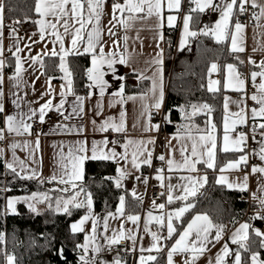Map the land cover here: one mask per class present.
<instances>
[{"label":"crops","instance_id":"0c3cea01","mask_svg":"<svg viewBox=\"0 0 264 264\" xmlns=\"http://www.w3.org/2000/svg\"><path fill=\"white\" fill-rule=\"evenodd\" d=\"M215 1L214 10H209L210 8L206 10L208 16L212 13H216L217 16L210 30L214 38L216 25L221 19V9H223L226 3H230L231 0ZM81 2L84 3V17L86 19L88 16V5L86 0H81ZM183 2L184 0H181L178 10H169L167 8V0H164L161 22L155 14L147 16L146 10L144 13L135 14V20H129V14L126 11L123 14L117 11L115 15L118 19H113L114 4H109L107 0H103L99 23L101 35L96 44L94 53H87L85 49L87 48L88 34L92 32V29L96 26L95 18H93V23L87 25L83 30V39L78 41L77 51L75 52L72 50L71 40L74 36L75 29L80 27L79 24L76 23L75 18L72 17L69 20L68 17H65V20H68L70 24L68 33L64 32V20L55 21L52 17L47 18L49 22L57 23V30L63 36L64 48L72 53L64 58L67 73L71 74L69 57L89 55L91 58L89 68H91L93 55L99 56L100 48H103L105 56L115 53L117 61L121 56L126 59V63L117 62L114 63L111 68L108 67L107 63L102 66L101 71L104 74L103 79L106 82L103 94H101L99 86L93 85L89 87L93 82L89 80L88 74L86 93L75 94L72 74L70 76L72 91L68 92V76L66 75V71L60 67L61 56L63 55L60 42L51 35V30H47L44 34V38L41 39L39 24H37L36 21L42 18L38 14L34 27L25 29L22 26H14L13 24L6 25L5 15L3 13V34L0 36V46H2L3 54L0 55V60L3 61L4 67L2 73L3 84L0 85V91L3 92L2 103L4 111L2 113L4 115V125L0 128V130H3V139H0V157L3 158L7 169L12 170L8 167V164H12L15 168L14 172L21 177L35 178L47 184L56 183L54 189L61 194L55 201L54 206V210L58 213L65 212L64 202L69 200L73 202L68 205V210L71 207H75L74 205L76 203L85 207L87 213L83 217L72 222L70 226L72 230V225L79 224L85 216H89V219L82 225L83 231H77L83 232L85 236L82 245V253L79 256L77 264H83L81 256L85 257L89 264H116V261H119L120 264H127L120 259L118 254H114L110 251L111 247L119 245V243L124 240L130 242L131 251L136 254L135 264H140L141 256L157 257L161 254L165 255L166 264H169V253L180 236L174 241H170L176 232L177 224L183 217L177 219L175 217V212L188 205L184 204L179 208H171L169 204L177 201H185L179 199V197L184 196V188L188 186V181L183 179V177L191 176L199 179L206 176L208 179L209 176L216 174L218 181L221 176L225 177L231 173L227 165L222 169H226L228 172L221 170L214 171L218 147L220 146L223 151V141H221V135H218L216 129L215 136L217 148L215 151L213 168H208L205 163L201 162L196 165V172H189L187 169L183 168H173L170 170L167 164L168 160L174 159L178 164H182V146L187 147L188 151L185 154L190 155L193 141L189 137L198 138L201 135H206L212 131L211 126L207 132L167 133L163 130L164 122L161 124L160 121L150 118L151 114L159 115L161 109H163L164 116L168 88V77L165 68L167 59L166 33L176 28L179 15H185L182 7ZM116 3L124 4L125 0H118ZM252 3L253 0H248V3L244 4V9L249 6L257 11L255 22L253 24H247L242 21H233L235 6L229 21L228 38L221 41H228L230 50L232 51L231 37L235 35V25L239 23L243 26L241 37L244 51L232 52L235 55L244 56V64L249 71V75L245 76L241 74L238 67L234 64H227L224 69V74L222 75L220 64H216L217 70L213 71L214 74H212V77H214L216 81H219V78L223 76L224 89L227 93L233 95L232 100L234 106H239L238 100H241L240 102L244 103L246 106L248 121H257L258 123H255H257V127L261 130L259 126L261 124L259 122L260 116L253 117L252 115V110L256 109L259 111L261 105L252 100L251 97L253 95L257 97L264 95V93L260 91V85L264 84V75H261V73H264V66H262L264 65V14H262L264 0H255V4L257 5L255 7L252 6ZM170 15L176 17L171 26L168 23V17ZM120 20L127 21L129 27L125 28V25L120 23ZM203 32H205V30ZM198 35L197 33V36ZM125 37H127L126 42ZM215 40L217 41L216 38ZM239 42L238 39V43ZM178 45V47L182 48L179 40ZM188 45L186 44L184 47ZM53 49L58 53L56 56L51 55ZM17 55L20 56L23 66V71L20 73L19 77L16 76ZM36 57L40 58V62H36ZM46 57L58 58V67L60 71L58 77L45 74L43 62ZM157 59H162L163 63L157 64L155 62ZM229 65L234 69V72L231 73V80L234 85L232 88L227 87L230 76L228 71ZM130 73L136 77L129 78L128 74ZM253 73L256 74L255 78H253ZM238 80L243 81L242 90H238L235 87ZM140 81H147L149 83V90L147 92L126 93V82H130L133 86H136ZM154 83L155 88L153 87ZM121 88L123 89V94L119 96L117 93L120 92ZM249 88L252 89V93L248 98L247 92ZM161 91L163 92V101L161 107L157 109L155 104L159 100ZM61 93H64V95L62 96ZM240 93L244 94V97H242ZM235 94L240 95V97L236 98L234 96ZM77 97L84 98L82 105L77 100ZM130 97L132 99H130ZM228 98L229 97H225L224 115L225 103H227ZM48 100L52 101L53 107L46 111L44 120L41 122L39 118V108ZM61 100L64 101L63 108L57 111L56 109L60 105ZM33 111H35L36 115L29 118ZM10 115L16 118V125L20 129V134H17L15 131H7V117ZM106 121L117 126L123 123L124 130L118 132L113 127H109L106 131H102L101 127ZM261 121L264 120L261 118ZM23 124L30 126L27 132L24 131ZM35 124L38 125L36 129L33 128ZM156 125H159V130H157ZM247 127L248 126L243 125L239 126L237 122L234 126V130L230 131V133L232 135H237V131L240 128L246 131ZM258 128H256V130H258ZM252 130L255 129L252 128ZM181 136L184 138H173ZM247 136V140L251 141V134H247ZM230 138L232 139V137ZM150 140L154 141V143H148ZM104 141H107V144H104ZM129 141H132V143H129ZM140 142L143 143L141 144ZM81 145H83L85 149L82 153L77 151ZM94 147H96L97 150H103L104 152L115 151L118 154L115 159H108V161H113L116 164V173L113 177L114 184L117 186L116 180L120 179V186L117 187L127 190L132 197L141 203L142 210L139 213H127L124 204L123 214H121L119 211V202L114 212L101 215L95 211L94 205H92L91 210H89L87 206L89 195L77 188L78 183H80L83 178L70 183L61 182V180L69 179L71 175V158L69 157V152L71 151L73 156L85 155L91 157ZM149 152L152 154L150 165L143 163ZM133 153L137 156V163L140 165L138 168L132 163ZM160 156L165 157L164 167L149 172V167L154 160L159 159ZM203 159H207V157L205 156ZM88 160L92 159L89 158L84 161L83 177L85 163ZM259 162L260 159L257 158L256 163ZM62 163L67 164V171L62 167ZM242 166L248 169L244 163H242ZM121 171L125 173L123 177L120 176ZM237 174L242 176L244 172L240 170ZM158 176H163V180L157 179ZM53 177H55V179H53ZM73 183L76 185L75 187H73ZM206 183L202 182L203 186L197 185L196 195L202 192ZM220 184H224L228 188H230L228 185L231 184L233 185L231 189L248 192V190H241V188L236 187L242 184L234 179L230 180L229 177L226 178L225 183ZM150 185L160 186L162 195L159 199L154 200L148 198V188ZM169 195L173 197L172 202L168 201ZM33 197L35 198L33 199ZM192 197L194 196H189L187 200ZM249 197L250 199L252 197L253 200H251L254 203L260 205L261 201H264V187H262L260 194L255 193L252 187ZM48 198L49 192L47 191L10 196L7 199L6 207L10 214H15L17 212V205L19 203H24L31 209L34 207L35 212L43 213L48 208ZM9 200L18 201L15 204V211H12V209L8 207ZM159 205H164V207L160 208ZM261 206L264 207V204L261 203ZM169 215H172L171 222L175 228V231L170 237L168 233ZM196 215L204 214H195L192 216L189 223ZM131 216L139 217V219L133 222L129 219ZM105 225H107V227H105ZM93 227H95L96 236L94 241H90L89 237L93 234ZM240 228L241 226L233 230H226L223 227L222 238L218 242L214 239L217 229L213 228L209 236L212 242L206 245V251L197 258L195 264H215L218 255L209 258L211 251L213 252L219 246L227 244V240H230L232 234L237 232ZM186 229L187 226L182 233ZM120 232L125 234V238L117 244H109V239H111L114 234H119ZM153 234L159 237V243L157 245L160 248L159 252L155 249L151 252L148 251V249L153 248V245L156 244V241L153 240ZM129 237H134L135 239L133 240ZM194 240L195 233H193L190 242ZM85 245H87V252L84 250ZM97 248L100 249L98 252L96 251ZM228 248L230 252L225 258V264H235V258L231 255L233 250L232 245H228ZM9 257L13 256H7L6 264H9ZM190 260L191 253L189 252L177 251L172 253V264H186V261ZM258 261L260 262L261 259ZM13 262L15 263V261ZM150 262L152 261H149L148 264ZM251 264H253L252 259Z\"/></svg>","mask_w":264,"mask_h":264},{"label":"trees","instance_id":"16d2710c","mask_svg":"<svg viewBox=\"0 0 264 264\" xmlns=\"http://www.w3.org/2000/svg\"><path fill=\"white\" fill-rule=\"evenodd\" d=\"M118 0H107L114 4ZM188 1V0H187ZM237 0L233 21L237 22L240 15ZM36 0H4V15L6 25L17 21L25 29L35 25L37 13ZM188 2H186V7ZM190 29L198 32L201 28L208 32L190 38L187 47H177L175 57L166 59V75L168 77L167 98L164 108L163 130L167 133L177 132H207L209 121L215 125L218 135L222 133L224 120V102L227 91L223 86V76L219 78L216 91L209 90V75L213 64H220L221 74L227 64H234L241 74L245 72L244 56L235 55L229 47L228 41L219 42L210 33L215 22L216 13L206 19L203 12L190 10ZM244 20V17H243ZM243 22V21H242ZM176 33L167 31L166 43L176 41ZM91 64L89 55L69 57L75 94L87 91V70ZM45 74L59 76L58 58L46 57L43 62ZM129 78L136 77L128 74ZM126 93H145L149 90L147 81H140L136 86L126 82ZM193 105L196 106L195 110ZM208 105L211 111L204 109ZM194 113V114H193ZM187 124L196 128L186 129ZM4 125V115L0 112V128ZM264 131V128H261ZM243 151L217 150L214 171L221 170L230 159ZM116 164L108 160H88L85 163L83 180L78 183V189L90 195L94 209L99 214L114 212L124 198L127 213H139L141 203L132 197L125 189L114 184ZM49 192L47 210L43 213L32 211L24 203L17 205V212L10 214L7 210V199L20 194ZM59 194L47 183L35 179L19 176L7 169L0 157V264H6L7 256H13L15 264H77L82 253L84 242L83 232H73L71 223L83 217L87 211L85 207H71L67 212L58 213L54 210L55 201ZM249 193L231 189L217 182L216 174L208 177L207 183L199 194L185 200L169 204L171 208H179L184 204L194 205L177 224V229L171 241L177 239L190 219L195 214H204L218 226L226 230L235 229L244 219L248 208ZM251 226L245 241L246 247H239L243 264H249L253 254L264 258V236L257 235ZM149 264H166L165 255L161 254Z\"/></svg>","mask_w":264,"mask_h":264},{"label":"snow or ice","instance_id":"6c2138e0","mask_svg":"<svg viewBox=\"0 0 264 264\" xmlns=\"http://www.w3.org/2000/svg\"><path fill=\"white\" fill-rule=\"evenodd\" d=\"M87 5H88V16L85 19L84 17V3L81 2V0H37L36 6H35V12L42 18L38 21H36L37 24H39V30H40V37L41 39L44 38V34L47 30H51V35H53L57 41L60 42V47H61V52L63 55L61 56V65L60 67L66 71L65 64H64V58L72 53H70L68 50L64 48L63 44V36L59 33L57 30V23L55 22H49L47 20L48 17H52L53 20L55 21H60L64 20L65 22L63 23V28L64 32L68 33L70 30V24L68 20H65V17H68L69 20L74 17L76 20V23L79 24V28L75 29L74 36L71 40V45H72V50L73 52L77 51V45L78 41L83 39L82 32L86 28L87 25L93 23V18H95V27L92 29V32L88 34V40H87V48L85 49V52L87 53H94L96 49V44L99 41L101 31L99 28V23H100V16H101V5L103 4V0H86ZM192 2L196 5V8L193 9V11H200L203 12L207 8L213 7V0H192ZM180 3L181 0H167V8L169 10L176 9L178 10L180 8ZM248 0H242V3L240 4V11L243 12L244 9V4H247ZM237 4V0H231L230 3H226L221 9V19L220 22L216 25L214 35L217 41H223L228 38V29H229V21L232 16L234 7ZM70 6V7H69ZM252 6L255 7L257 6L255 4V0H253ZM164 8V0H125L124 4L116 3L113 5V19H118L116 17L115 13L119 11L121 14H123L125 11L129 14L128 19L129 20H135L136 15L139 13H144L145 10L147 12V16H152L155 14L158 19L161 20L162 22V11ZM4 13V7H3V0H0V36H2L3 32V16ZM262 14H264V9H262ZM176 17L175 16H169L168 17V23L171 26L172 23L175 21ZM192 17L189 15L185 17L184 19V40L181 42V46L187 42L188 37H195L197 35L196 32H192L189 30V22L191 21ZM120 23L125 25V28L129 27V24L125 20H120ZM243 32V26L239 23L235 25V35H232L231 37V47L232 51L234 52H242L244 51V48L242 47V37L241 33ZM205 35L208 34L207 31L204 33ZM162 38V37H161ZM239 39V43H238ZM127 41V37H125V42ZM3 54V49L2 46H0V55ZM58 53L53 49L51 52L52 56H56ZM162 56V52H161ZM36 62H40V58L36 57L35 58ZM16 76L19 77L20 73L23 71V66L21 63V58L19 55L16 56ZM126 63V59L121 56L119 60L117 61L116 59V54L111 53L108 56H105L103 48H100V54L99 56L93 55L92 58V67L87 70L88 78L93 82L92 85H89V87H92L93 85L99 86L101 89V94H103L104 91V86L106 82L103 79V72L101 71L102 66L107 63L108 67L111 68L114 63ZM157 64H162L163 61L162 59H157L155 61ZM42 64V62H41ZM264 66V65H262ZM3 67L4 63L2 60H0V85L3 84ZM212 71L217 70V65L213 64L211 66ZM228 71H229V81L227 87L232 88L234 87L232 80H231V73L234 72V69L231 65L228 66ZM66 75L68 76L67 80V87H68V92L72 91V81L70 79L71 74L67 73ZM261 75H264V73H261ZM256 74L253 73V78H255ZM217 85H219V81H210L209 82V90L210 91H216L217 90ZM155 88V83L153 85ZM238 90L243 89V81L238 80L237 84L235 86ZM260 91L261 93H264V84L260 85ZM123 94V89L121 88L120 92L117 93V95L122 96ZM63 96L64 93H61ZM2 98H3V92L0 91V112L4 111V106L2 103ZM130 99H132L130 97ZM252 100L256 101L258 104L261 105L259 111L256 109L252 110V115L253 117L260 116L264 117V95H261L257 97L256 95H253L251 97ZM77 100L80 102V104H83V97H77ZM163 101V92L161 91L160 97L158 102L155 104V107L159 109L161 107ZM64 101L61 100L60 105L57 107V111H59L61 108H63ZM53 107L52 101L48 100L45 104H43L39 108V118L41 122L44 120V116L46 114V111L50 110ZM193 108L195 110L196 106L193 105ZM204 109H207L209 112L211 109L209 108L208 105L203 106ZM225 108L227 109V103H225ZM75 110V109H74ZM82 111V107H81ZM194 114V113H193ZM36 113L33 111L30 115L29 118L32 116H35ZM238 121L234 120L232 122V125L230 127L228 118H225V123H224V130L225 134L223 136V151L228 152V151H243L241 145L245 141V136L243 134L240 135L239 139L232 140L229 136V132L234 128L235 124L237 122L243 123L244 118H243V112L238 113ZM261 128H264V124L259 125ZM109 127H113L116 131H123L124 130V125L121 123L119 126L110 123L109 121H106L104 125L101 127L102 131H106ZM30 128L29 125L23 124V129L24 131H28ZM157 130H159V125H156ZM212 131L207 133L206 135H201L198 138L195 137H189L192 139V145H191V152L190 155H186L185 153L188 151L186 146L181 147V154L183 156V162L182 164H178L174 159L168 160L167 164L169 166V169L173 168H183L187 169L189 172H196L197 167L196 165L198 163H205L208 168H213L214 167V160H215V151L217 148V140L215 136V125H211ZM7 131L13 132L15 131L17 134H20V129L16 125V118L14 116H8L7 117ZM174 139L179 138L183 139L184 137H173ZM0 139H3V130H0ZM104 144H107V141L103 142ZM129 143H132V141H129ZM141 144L143 142H140ZM148 143H154V141H148ZM38 144V142H37ZM15 147V145H14ZM126 147V146H125ZM79 152H84L85 149L83 145L77 150ZM117 153L115 151L111 152H104L103 150H97L96 147L93 148L91 157L85 156V155H77L73 156V153L70 151L69 152V157L71 158V175L69 179L67 180H61L62 183H70L76 180H81L83 178V164L86 159H92V160H108V159H115L117 157ZM151 152L147 154L146 159L143 161V163L146 164H151ZM207 157V159H203L204 157ZM260 158L264 160V148L261 149V156ZM160 160H164V156L159 157ZM63 160V157H62ZM247 157L246 156H241L238 161L229 163L227 165L228 168H237L240 163H246ZM132 163L135 167H139L140 165L137 163V156L135 153H133V158H132ZM8 167L12 169V171H15V168L13 167L12 164H8ZM62 167L65 168L67 171V164L62 163ZM163 171V170H161ZM221 171H224V169H221ZM262 172L264 173V168H253V172ZM125 173L121 171L120 176L123 177ZM55 179V177H53ZM157 179L163 180V176H158ZM183 179L188 181V186L184 188V196L179 197V199L182 200H187L189 196H195L197 192V185L199 184L200 186H203V183H206L207 177L204 176L202 178H194L191 176L188 177H183ZM247 178L245 177V184L244 185H237L236 187L241 188L243 190L244 188L247 187L246 184ZM218 183H225L226 178L224 176H221L220 179L217 181ZM117 186H120V179L116 180ZM76 185L73 183V187ZM163 186V185H161ZM230 188L233 187V185L229 184L228 185ZM66 191V189H65ZM35 197H33L34 199ZM75 199V198H73ZM173 197L169 195L168 201L172 202ZM18 201L16 200H9L8 202V207L12 209V211H15V204ZM73 201H65L64 202V211H68V205L71 204ZM262 204H264V201H261ZM75 207L79 208L81 207V204L76 203L74 205ZM87 206L89 210H91L92 206V200L89 195L87 199ZM194 205H187L186 207H182L179 210L175 212V217L178 219L183 216V214L189 210V208L193 207ZM31 207V205H30ZM160 208H163L164 205H159ZM123 209H124V198H120V213L123 214ZM32 211H35V208H32ZM89 219V216H85L79 224H74L72 225V231L77 232V231H83L82 225ZM130 220L133 222L137 221L139 217L136 216H131L129 217ZM162 219V218H161ZM172 215H169L168 218V233L169 237L172 235V233L175 231V228L172 225ZM107 227V225H105ZM213 228H216V235H215V241L218 242L222 238V233H223V226H217L212 223V221L208 218L206 215H196L194 219L191 220L190 223L187 225V229L180 235L179 239L176 241L175 246L172 248L171 252L169 253L168 256V261L169 264H172V253H175L177 251L181 252H189L191 253V260L186 261V264H195L197 258L203 254L206 251V245L208 243H211L212 241L209 239L210 233ZM249 225L244 224L241 225V228L233 234L232 236V243H239L241 241H246L247 240V231H248ZM193 233H195V240L190 242ZM257 235H261L259 231L256 233ZM96 236L95 232V227H93V234L91 237H89L90 241H94ZM125 238V234L123 232H120L119 234H114L111 239H109V244H117L119 243L122 239ZM131 239H135L134 237H129ZM153 240L156 241V244L153 245V248L148 249V251H152L155 249L157 252L160 251V248L157 246L159 243V237H157L155 234H153ZM242 247H246V245L241 244ZM85 252H87V245L84 246ZM100 249L97 248L96 251L98 252ZM143 251V249H142ZM230 249L228 248V245L225 244L223 247V251L221 254H219L216 257L215 264H225V258L229 255ZM14 257H9V264H13ZM156 260L155 256H148V257H140V264H148L149 261H154ZM81 261L83 264H89V262L85 259V257L81 256ZM252 261L253 264H261L257 260V256L254 254L252 256ZM116 264H120L119 261H116ZM235 264H241V258L239 254L235 256Z\"/></svg>","mask_w":264,"mask_h":264},{"label":"rangeland","instance_id":"374dc122","mask_svg":"<svg viewBox=\"0 0 264 264\" xmlns=\"http://www.w3.org/2000/svg\"><path fill=\"white\" fill-rule=\"evenodd\" d=\"M186 2H188V6L186 7ZM115 4V3H114ZM215 4H216V1L215 0H213V7H211L209 10H214L213 8H214V6H215ZM183 11H184V13H185V15L183 16V14L182 15H179V18H178V20H177V24H176V28H174L173 30H172V32H174V31H177V36H178V40H179V42H180V46H181V42H182V40H184V19H185V17H187V16H189L190 15V10H193L194 8H196V6H195V4L192 2V0H184V2H183ZM185 8V9H184ZM206 10L207 9H205V11H203V14H204V17L205 18H207V16H208V14H206ZM182 11V10H181ZM217 17V16H216ZM216 20V19H215ZM189 30L190 31H192L191 29H190V22H189ZM204 31V29L203 28H201L197 33L200 35L202 32ZM193 32V31H192ZM180 36H181V40H180ZM186 44L188 45V44H190V37H188L187 38V42L183 45V47L184 46H186ZM179 46V45H178ZM182 47V48H183ZM216 65V64H215ZM212 74H214V72L210 69V75H209V82L210 81H216L215 79H214V77H212ZM216 87H218V85L216 86ZM240 95L242 96V97H244V94H241L240 93ZM232 94H229V93H226V95H225V97L227 98V97H229L228 98V100H227V109L225 108V115H224V121H223V126H222V134H221V141H223V136H224V134H225V130H224V123H225V118L227 117L228 118V122H229V125H230V127H231V125H232V122L234 121V120H237L238 121V116H237V114L238 113H241V112H243V118H244V122L243 123H239L238 122V124H239V126H248V125H250V124H254L255 122H257V121H254V120H252V121H248V114H247V109H246V106H245V104L244 103H241L240 101L241 100H238L239 101V106H234V103H233V100H232ZM260 109V108H259ZM163 114V109H161V112L159 113V115L161 116ZM236 114V115H235ZM260 119H259V122L261 123V124H263L264 123V121H261V118H262V120H264V117H259ZM258 123V122H257ZM213 123H212V121L210 120L209 121V127L212 125ZM185 128L186 129H192V128H196V125L194 126V125H190V124H187L186 126H185ZM258 128V127H257ZM216 129V128H215ZM232 130H234V128L232 129ZM231 130V131H232ZM241 134H243L244 136H245V141H244V143L241 145V147H242V149H243V152H242V154H239L238 156H235V157H233L232 159H230L229 161H228V163L226 164V165H228L229 163H233V162H236V161H238L239 160V158L241 157V156H243L244 155V153H245V148L244 147H246L247 145L246 144H248L247 142H249L248 140H247V138H248V136H247V130L245 131V129H242V128H240L238 131H237V135H232L230 132H229V136L230 137H232V140H236V139H239V137H240V135ZM257 135L259 136V137H257ZM250 143L252 144L251 145V149H252V153L258 158V159H260V162L259 163H256V164H253V165H251L250 167H248L246 164V166H247V168L248 169H246L244 166H242V163H240L239 164V166L237 167V168H228V170H230V174H228V175H226L225 176V178H227V177H229V179L230 180H236V181H238V183H241L242 185H244L245 184V177L247 178V181H246V184H247V187L246 188H244V190H248V192L250 193L251 192V189H252V187H253V189H254V192L255 193H257V194H260L261 193V191H262V187H264V173H262V172H259V171H256V172H253V168H257V169H259V168H264V160H262L261 158H260V156H261V149L262 148H264V131H261V130H259V128H258V130H252V132H251V141H250ZM240 170H242L243 172H244V175H242V176H240V175H238L237 174V172L238 171H240ZM224 171H226V172H228L226 169H224ZM250 198V197H249ZM248 198V199H249ZM251 199H252V197H251ZM92 200V199H91ZM253 200V199H252ZM92 205H94L93 204V201H92ZM260 206H261V203H260ZM262 207V206H261ZM262 208H264V207H262ZM244 224H248L249 225V227L251 226L250 225V223L248 222V221H244V222H242V223H240L237 227H239V226H241V225H244ZM248 230H249V228H248ZM236 233V232H235ZM232 236H233V234H232ZM232 236H231V238H230V240H227V244L228 245H232V256H234V258H235V256L237 255V254H239V256H240V258H241V253H240V251H238V248L240 247H242L241 246V244H245V241H241V242H239V243H231L232 242ZM247 237H248V231H247ZM223 247L224 246H219L217 249H215L213 252L211 251V255H210V257L209 258H211V257H214V256H217V255H219V254H221V252H222V249H223ZM235 248V249H234ZM254 255V254H253ZM252 255V256H253ZM256 256H257V259L259 260V259H261V264H264V258H261V257H259V255H257V254H255ZM251 259H252V257H251ZM15 261V260H14ZM14 263V262H13ZM208 263V262H207ZM15 264V263H14ZM241 264H243L242 263V260H241ZM249 264H251V260H250V263Z\"/></svg>","mask_w":264,"mask_h":264},{"label":"built area","instance_id":"2783aa9c","mask_svg":"<svg viewBox=\"0 0 264 264\" xmlns=\"http://www.w3.org/2000/svg\"><path fill=\"white\" fill-rule=\"evenodd\" d=\"M244 17V20H243ZM257 17V11L252 8V7H245V10L243 12L240 13V15L237 18L238 22H246L247 24H253L255 22V19ZM14 26H18L19 23L17 21L13 22ZM177 47H178V36L176 33V41L174 43H168L166 44V51H167V58L170 57L171 59H173L175 57L176 51H177ZM243 75L248 76L249 75V71L246 68L245 72L243 73ZM252 93V89L249 88L248 92H247V96L249 98V95ZM236 98H239L240 95L235 94L234 95ZM151 119L154 120H158L161 122V124L164 122V116L163 114L161 116L157 115V114H151L150 115ZM37 124H35L33 126L34 129L37 128ZM252 128L256 129L257 128V123L254 124H250L247 127V134L250 135L252 132ZM257 137H259L257 135ZM251 143L250 141L248 142L246 148H245V153L243 156L247 157V161L246 164L248 167H250L251 165L255 164L257 162V157L252 153V149H251ZM164 160H160V159H155L154 162L152 163V165L149 167V172L154 171L155 169H162L164 167ZM54 185V184H53ZM162 195V190L160 188V186L158 185H150L148 188V198L157 200L161 197ZM248 208L247 211L245 213L244 219H246V221H248L251 225V227L253 229H255L256 231H259L261 233V235L264 236V208H262L259 204L254 203L250 198L248 199ZM110 251L114 254H118L120 256V259L127 263V264H135V252L131 251V247H130V242L129 241H121L119 243V245L117 246H113L110 248Z\"/></svg>","mask_w":264,"mask_h":264},{"label":"water","instance_id":"95a60500","mask_svg":"<svg viewBox=\"0 0 264 264\" xmlns=\"http://www.w3.org/2000/svg\"><path fill=\"white\" fill-rule=\"evenodd\" d=\"M263 219H264V216H263Z\"/></svg>","mask_w":264,"mask_h":264}]
</instances>
